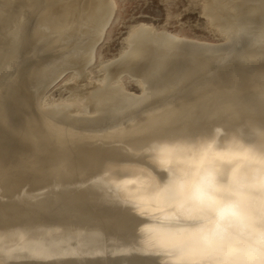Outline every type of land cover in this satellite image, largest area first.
Instances as JSON below:
<instances>
[{
    "label": "bare ground",
    "instance_id": "1",
    "mask_svg": "<svg viewBox=\"0 0 264 264\" xmlns=\"http://www.w3.org/2000/svg\"><path fill=\"white\" fill-rule=\"evenodd\" d=\"M202 1L94 76L117 0H0V264H264V0Z\"/></svg>",
    "mask_w": 264,
    "mask_h": 264
},
{
    "label": "rangeland",
    "instance_id": "2",
    "mask_svg": "<svg viewBox=\"0 0 264 264\" xmlns=\"http://www.w3.org/2000/svg\"><path fill=\"white\" fill-rule=\"evenodd\" d=\"M117 1L118 8L116 10V13L113 16L105 37L102 38V40L98 44V56L95 63L92 64L94 67L91 66L93 71L95 70L96 65L98 69V66L100 64H103V62H114V59H118L123 49L127 47L126 39L129 36L131 29L141 24H151L155 26L159 31L166 30L170 33L187 37L188 39L191 38V40H200L201 42L208 41V43L213 42L216 44H220L223 43L226 39V36L218 32V30L216 31L217 28L214 27V24L213 27L211 26L212 23L208 25L209 17L207 18V16H205L206 14H203V6L205 5H203L202 0ZM226 2L227 0L225 1V3ZM11 15H13L12 12L8 14V17ZM243 21H245L243 17H237V22ZM95 71L93 72L94 76L96 74ZM66 77H68V75H65L59 80H56L47 90V94L49 93L48 95H52L54 99H58V96L59 98H61L60 94L64 98L65 96L67 97V95L70 94L69 91L71 88L73 89L74 86V92L76 91V88L78 89L82 87H79L80 84L77 82H73L71 80L68 81L67 79H65ZM61 80L63 81L61 82ZM65 80L68 81L67 83L69 86L66 85L67 83L64 84L66 82ZM133 82L134 81L132 79H127V91H129V93L131 92L140 94L141 90H139V84ZM122 143H126V139L113 141V144L116 145Z\"/></svg>",
    "mask_w": 264,
    "mask_h": 264
}]
</instances>
